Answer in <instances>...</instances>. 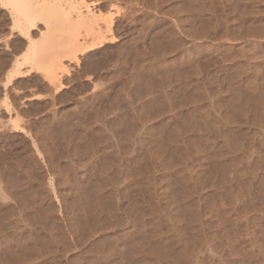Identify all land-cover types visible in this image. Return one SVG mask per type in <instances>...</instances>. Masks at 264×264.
<instances>
[{
	"label": "rangeland",
	"instance_id": "374dc122",
	"mask_svg": "<svg viewBox=\"0 0 264 264\" xmlns=\"http://www.w3.org/2000/svg\"><path fill=\"white\" fill-rule=\"evenodd\" d=\"M148 1H152V0H148ZM155 1L157 2V5L159 6L162 5L161 7L164 9L167 5L170 4V0H155ZM234 1L235 0H223V1L222 0H204L203 1L204 5H206L204 7L205 12L203 14L206 13L207 15V13H209L208 16L205 15V17H209V21L211 25L213 24L215 32L219 31L218 26L216 25H218V22H220V19L222 17L221 10L219 9L222 8L223 9L222 12L224 11L223 12L224 14L228 13L227 16L229 15L228 16L229 18L233 17ZM116 3H114L113 6H111L112 7L111 10L113 12L111 10H110L111 12L109 11L110 13L108 12L109 14H112L111 16L119 17V15L122 12L124 11L127 12L128 11L127 9H130L131 14L130 13L129 14L132 17L127 14L126 18L123 19L124 21L122 20V23L119 25L120 27L116 26V30H114L113 34H115V36L112 41L113 43L106 44L103 50L96 51L95 55L92 56V58L94 59H97L99 57L100 60H103L105 61V63L106 62L108 63V64L107 63L105 64L108 68L105 66V68L103 69L100 68L101 69L100 72H99V69L97 71V74L99 73L98 74L99 77H96L94 79L95 90H99L103 93H106L109 104L112 102L111 104H114L115 106L120 105V109H122L123 113H125L123 115H126L124 116L125 119L127 118L128 114H130V111H132V113L134 114L136 113L135 114L137 116L136 121H138L139 125H141L139 126L141 130L139 129V127L135 128L137 129V132H138L137 135L135 134L128 139L123 138L124 140L120 139L121 141L119 139L117 140L116 137H114V135L112 134V130L105 131V134L107 133L109 135L107 138V142H106V144L108 145L107 150L109 151V154H108L109 157L107 156L108 160L110 159L109 161H112V163L110 162L111 164L114 163L112 165L113 167H115L114 165L117 164L118 166L116 167L119 168L118 170H113L116 167L113 168L110 165L109 167L111 168H108L105 173L106 179H109V180L113 179L115 182L113 183L112 181L111 182L112 184H110L109 182V185L105 184L104 185L105 189H103L104 192L102 191L103 193L102 195L103 197L105 196V198L107 197L110 198L112 204L114 202L116 204L115 209H114V205H112L110 208L109 207L105 208V206H102L104 210L106 209L105 210L106 217H105L103 216V214L105 213L103 211V208L99 207V210L95 208L92 211V209H90L91 206L87 205L85 201L81 199L79 195V192H80L79 187L81 184L88 187V186H91L93 183L96 184L97 181L100 182V176L98 174L97 176L96 173L94 172L96 171L95 169L97 168V166L94 165L96 167L90 168L91 166L89 165L87 166V162L85 160L79 159L77 161L78 157L74 156L73 154L72 155H70V153L62 154V151H63L62 149L65 148V145L68 142L69 144L67 145L68 147L71 146V148L73 146L80 147L81 145H86V143L87 144L90 143L89 139L84 140L82 137H80L81 133L77 130L76 124L79 122L78 121L79 118L80 119L86 118L87 121H85L86 119L83 121H85V123L88 122V125L89 124L98 125L99 120L96 121L94 118L90 117V115H86L88 112H90L92 107L97 108L98 103L97 101H94L89 104H84V105L79 106V105L74 104L73 102V99L75 97H72L66 93V94H63L64 96L62 95L65 98L61 97L60 102H57L58 104L57 103L53 104L51 100H48V99H51V94H50L51 90H48V88L45 86L46 81L42 79V76L38 74L39 73L38 71H37L38 73L36 72H27L24 74L11 73L14 67L12 65V62H14L13 59H15V57H17L18 55L20 56V54H22L23 52V46H24L23 40L24 39L22 40V38L16 36L14 29H12L10 26L11 18L9 17L10 16L9 9L0 2V173L2 175V176L0 175V196H1L0 197V228L2 229V231L4 230L3 231L4 233L17 234L18 236L23 238V240L30 238V236H31L30 238L31 241L35 239L33 237H36L34 235H36L37 233L36 234L34 233L37 231L39 232L38 229L40 228L35 224V222L31 220L32 214L35 213V209L34 208L32 209L31 207L27 205L28 202H26V200H27V196H29L28 195L29 193L34 199L36 198L35 200H37L38 202L41 200L40 202L41 203L45 202L44 204L46 205L52 204L51 207L53 208V211L55 212L56 215H58L57 218L60 223L57 221L58 222L57 224L59 225H56V226L52 225L49 221L42 220L44 230L47 231V234L45 232L40 231L41 233L40 238L47 239L48 237L49 239L50 235L48 234V232H51V231L65 232L66 233L64 234V237L66 236L65 240L67 239L66 240L67 243L69 242L72 243L70 247L71 248L73 247V249L68 250V252L67 251L62 252L63 260L66 258L72 259V256L74 255L73 257L75 259L77 258L78 260L83 262L85 261L84 259H86L84 258V256L86 257L87 255V257H89V255L92 253V249L90 248H92L93 246L94 247L96 246L95 248L99 246V249H95V250H98L96 255H101L103 253H106V251L108 252L109 251L108 249H110L108 248V246L110 245L111 247V243L114 244V242L116 243L117 241L116 235H119L117 233H120L121 235L123 231L126 232L125 230L127 231L129 230L128 233L134 232L135 231L134 226L139 222L138 220L141 218L144 222H146L144 224L145 226L144 228L146 229L147 234L148 233L150 234L151 229L153 228V226L155 225V221L157 220L156 218L158 216L159 218L160 216H163V218H165L164 220H166L167 222L162 220L161 225L157 224L158 227L155 228V232L157 231L155 235L157 237L154 236L153 238H156L159 240L161 239L162 240L161 242L164 243L167 248L169 247L170 250L173 249V250L178 251L182 249L184 246L186 247L184 253H185V259L187 258L188 261H186L183 257L184 261L179 260V262L177 261L172 264H184V263L185 264L187 263L188 264H250V263L251 264H264V223H263L264 222V206H263L264 205V173H261L260 176L258 175L259 176V177L257 176L258 178L255 177L256 179L252 175H248V172L246 171H244L243 174L242 172L238 174V172L232 169L234 161H232L231 158L226 157V156H225L226 157L225 160H226L227 168L223 173L220 172L219 165H216L219 163V159H220V152H218L217 149L221 147V145L219 147V144H220L219 124L220 122L218 123L220 119L219 118L220 109L218 107L219 106L218 104H219V98L221 95V90L222 88L227 87L229 85L228 83H231V82L234 83L236 80H238L239 83H242V84L244 83L243 85H246L252 80H254V76H255L254 74V76H250L249 78L247 75L245 76L243 74H240V76L238 74L236 75L238 71L237 62L235 63V61L232 59L233 57H231L232 55L230 53L231 49H229L227 46L228 44H231V43L235 46L237 45V47L242 46L243 49L241 47L240 52L243 54H246L247 56L249 52H252L250 49V48H253L252 45L247 47L246 44L242 43L243 39H238V40L229 41V42L224 41V40L221 42L222 39H220V40H217L219 43L215 45L216 47H218L216 48V50L213 47L210 48V46L208 45H206L208 47V48L206 47L207 50L203 48L200 49L197 47L194 49L191 48L190 49L191 52L192 53L195 52V54L200 55V59H201V56L204 57L205 55H209L210 53V56H212L214 60L208 63L209 65V66L207 65L208 67L207 66H205L206 68L203 67V70L205 69L204 71H202L201 73H199L198 75L194 77L192 76L193 74L191 75V77H189L190 75L187 72L188 63L184 62L183 64L182 60L181 62L179 58L176 59L177 56L176 54H174L175 51L172 50L173 53H171L170 47L166 46L168 45V43H166L167 41L166 38L168 39V37L166 36L168 35V31H169L168 29H173L181 36V38L184 37L183 35H181L182 33H180L177 29L178 27L175 24V20H174L175 17L173 15L165 14L164 12L163 13L158 12V14L156 15L154 12H150V11H148V13L143 11L142 13V10L139 9L141 7V0H135V1L134 0L124 1L123 0L120 2H116ZM127 4L128 6L126 7L125 5ZM254 5L256 7H259L257 9L255 8L256 14L260 15L264 22V0H254ZM209 7H211V9ZM225 10H228L226 11L227 13L225 12ZM210 15L212 16L210 17ZM215 15H218V18ZM198 20L199 19L194 20V23H193L194 26L199 25L200 20L199 21ZM126 22L129 23L130 25L127 24ZM231 22H233V20ZM231 22L229 23L230 28H232ZM169 24L170 25L172 24V25L170 26ZM215 27L217 29H215ZM263 33H264V30H263ZM159 35L161 36L163 35L162 36L163 38H161ZM159 38L161 39L159 40ZM245 38L247 39V37ZM248 38H250V36ZM253 39H255L256 41L255 42L256 49L257 47H259L256 51H258V53H260L262 57H264V34L262 38L261 36H259V37H254ZM257 41L259 44H257ZM210 43L211 42H208L207 44H210ZM225 43L226 44L228 43V44L226 45ZM226 47L229 49V53ZM209 49L211 50L209 51ZM122 52L124 55L122 54ZM213 53L217 56L213 55ZM117 55H120V58L118 59L119 61L116 60V58L114 57ZM227 55L228 56L230 55V56L228 57ZM174 57H175V60H174ZM221 57L222 58L226 57V58L225 60L223 59L222 61L220 59ZM108 58H109V61H107ZM178 60L180 61V63ZM253 61L256 63L254 64ZM253 61L251 63L252 69L256 68L255 70H257V73L258 72L260 73L258 69L259 65L262 63L260 70H263L264 62H261V61L258 62L259 60L258 61L253 60ZM109 62H111V64ZM131 62L135 65H133ZM22 66L26 67L25 65H22ZM128 67L130 70L128 69ZM175 69L177 70L175 71ZM212 70L214 71L215 74L212 73L213 72ZM181 71L183 74L181 73ZM185 72L188 74H186ZM135 73H138V74L140 73V76ZM184 73L186 76L184 75ZM211 73L213 75H211ZM233 77L235 78V80L231 79ZM248 78L252 80L250 81ZM160 79L163 82L160 81ZM155 82L156 83L159 82V86H156ZM208 82H209V85H208ZM217 85H218V88H217ZM147 86L149 88V95L154 94L153 95L154 97H157V98L162 97V101L165 106H164V110L160 111L161 113L160 112L157 113L159 115L155 114L154 116L150 111L155 107L156 104L159 103V101H155L156 103L154 102L153 104H150L149 107H147L148 108L147 114H146V110H144L145 107L142 106V108H140L141 107L140 104L142 105V103H144V100L147 98V96H149L148 93L146 94L145 92V88ZM137 88L142 90L141 92L139 90V94H137L138 92ZM191 92L193 93L190 94ZM199 92L203 93L202 97L200 96L201 93ZM196 93L198 96L196 95ZM224 93L225 95L228 96L227 92H224ZM106 94L103 95L104 96L103 99H105ZM189 94L190 96L191 95L192 96L190 97ZM177 96H180L181 98ZM61 99H63L64 101ZM49 101L51 102L49 103ZM183 101L185 103H183ZM214 101L216 104L213 103ZM130 103H132L133 105ZM129 105L130 106L132 105L131 108ZM135 106L138 109L136 111H135L136 108H133ZM114 107L109 108L110 110L107 109L110 111V112L106 111L108 112L107 118L112 115L114 116V114L117 113L115 111H119V109H116ZM126 107H128V109ZM140 109H143L144 112L142 110L140 111ZM113 111L115 113H113ZM71 112L76 113L74 114L75 116L74 118L68 117V115H70ZM16 113L18 114V116ZM142 113L149 115L150 117L148 118L146 117V115L144 117V114L142 115ZM12 116L18 117L17 118L18 121L14 120ZM107 118H105V120ZM144 118L146 119V122L148 120V123H145ZM143 120L144 122H142ZM12 121H15V123L18 122L17 124L19 125V127H14L13 126L14 122ZM207 121H209V124ZM93 122H95V124ZM127 125L128 124L125 125L126 126L125 128L126 129L130 128V126H127ZM184 128H186V130ZM142 139L144 142L142 141ZM174 148L176 151L174 150ZM31 154L33 155V157H31L32 156ZM64 154H66V156ZM59 156H62V157H59ZM29 157H31L32 160ZM34 157H36V159ZM36 163H39V164L37 165ZM9 164L11 165V169L13 166L12 164L16 166L13 170H11L13 174L14 172L15 173L16 172L26 173L27 175L30 174L27 178H24L26 179V181L25 180L21 181L22 179L20 180L22 183L24 182L23 187L20 186L21 190L23 191L25 188V190L28 191V193L25 190L23 191V192H26L27 196L24 193L23 200L19 201V203L24 208H25V205L28 206L27 208H25L24 211H21V212L19 211V208L17 207V203L11 198L10 195H8L10 194V192L13 191V189L11 188L7 189L4 185L5 182H4L3 175L4 174L6 175L7 170L9 169L8 166H10ZM251 176L253 177L252 179H251ZM260 183H262V185ZM2 184L4 185L3 187H2ZM28 187L31 189H29ZM181 188L182 189L184 188L186 190H182ZM5 189L7 191H5ZM72 189L73 190L75 189L74 192ZM30 190H32L33 193H31ZM42 195L44 196L42 197ZM77 195H79V197ZM173 199L174 200L176 199V200L174 201ZM237 199L239 200V202ZM71 202L73 204L74 203L76 204L72 205ZM176 202H179L181 210L178 209L177 205H175L177 204ZM165 203H168V204H165ZM20 204L18 206H20ZM135 204L137 205V207L135 206ZM11 205H13L15 209ZM182 206H186V207L194 206L192 208L195 209V211L198 213L197 219L193 221L190 219L191 222L189 221V219L186 220L188 218L186 214V207L184 208ZM155 207L156 208L158 207V208L154 209ZM107 208L110 210H107ZM112 209L116 210L115 212L116 215L110 212L112 211ZM94 210L98 212L102 210L103 213L102 211L101 213H98V212L95 213L96 211ZM90 211L93 212L94 214L93 213L91 214ZM139 211H142V213H140ZM173 211H175V213L179 211V213L177 212L176 215L178 216L181 213V218L183 217V215L184 217H186V218L183 217L182 221L179 220L181 224L178 223L180 224V228L182 230L174 226L175 223L172 222V219L170 220L169 215L167 216V214H170ZM107 213L110 214L108 215L109 217H107ZM135 213H136V216L134 215ZM69 214L74 215V219H73L74 230H76V232L78 231L79 233H82V232L85 234L87 233L86 235H88V237L90 238L89 243L91 247L90 245H84V244L82 246L79 245L77 247L75 242H72L74 239L71 236L72 235L71 231L67 227L68 225H67V219H66L68 216L70 217ZM117 215L120 217V220H122V222L119 220V217ZM113 216L117 218V222L119 221L120 224L119 222L117 223L115 221V223L118 224L116 225L113 222V220H115ZM102 218L103 220L104 219L106 220L101 221ZM165 223H168L169 225H171V230L170 229L167 230ZM185 225L187 228L185 227ZM176 228L178 232L176 231ZM90 229L91 231H89ZM260 231L263 235L260 233ZM27 232L31 234L28 235ZM88 232H90V236ZM135 233L133 234V236L135 235ZM196 234L200 238V242H202L201 240L205 241V243L202 242L204 244L203 247H202V243L200 247V244L198 245L197 243L192 242V236ZM26 236H29V237H26ZM38 237L36 238V240L37 242L40 243L41 239L39 238L40 240L39 241ZM134 238L135 239L137 238V234L135 235ZM62 239L63 237H61V242L67 245L66 241ZM68 239L70 240L68 241ZM137 241L139 242L140 240L139 239H137L136 241L134 240V242L132 243V245H136V246L128 245V247H133V250L132 248H127L128 249L127 251L129 252L127 253L125 251L126 252L125 255L127 254H130V255L125 256L121 254L123 256L122 257L120 254H116L118 256L113 254L112 264L113 263L114 264L115 263L116 264H131L130 259L132 257H133L132 263L134 262L133 264H136L138 260L142 262V263L139 262V264H170L168 257H158L156 254V250L154 252V249L153 250L150 249V247L148 246L147 243H145V241L143 242V244H146L147 246L145 245L143 246V244H140V242L142 243V241H140L137 244L136 243ZM253 241L255 243H253ZM27 242L31 243L30 240H28ZM61 242H60L59 249L60 247L61 249L65 247L63 246V244H61ZM103 242L106 244V246ZM57 243L59 245L58 241ZM95 244H98V246ZM101 244H104V245H101ZM134 247H137V248L139 247L137 249V252L140 253L138 255L139 257L137 255L131 256V253L135 254L136 252L135 251L136 248L134 250ZM145 247H148V249L147 248L145 249ZM100 248L102 251H100ZM139 250L142 252H140ZM60 251H63V250H60ZM51 252L52 251L48 250V252L47 253L44 252L45 255L44 254L43 255L46 258L49 257L48 259L50 262H54V259L51 257V254H52ZM81 255H84V256L82 257ZM214 257L216 259L218 257V259L215 260ZM139 258H141L142 260ZM1 263L3 262L0 261V264ZM78 263L80 264L79 261Z\"/></svg>",
	"mask_w": 264,
	"mask_h": 264
},
{
	"label": "bare ground",
	"instance_id": "6f19581e",
	"mask_svg": "<svg viewBox=\"0 0 264 264\" xmlns=\"http://www.w3.org/2000/svg\"><path fill=\"white\" fill-rule=\"evenodd\" d=\"M123 0H0V2L5 5L10 12V18H11V28L14 29L16 36L22 38V40L24 41V46H23V52L22 54H20V56L18 55L17 57H15L14 62H12L13 70L11 73H17V74H24L27 72H36L38 74H40L42 76V79H44L46 81V87L48 88V90H51V100L52 103H57L60 102V98L63 97V94H68L72 97H75L73 99L74 104L76 105H84V104H89L91 102L97 101L98 106L97 108H91L90 112H88L86 115H90V117L94 118L96 121L99 120V124H95V122H93L95 125L93 124H89L88 122L85 123V121H87V119H78V123L76 124L77 126V130L81 133V136L84 140L85 139H89V144L86 143V145H81L80 147H72L69 146L67 144H69V142H65L67 143L65 145V148L62 149V154L63 153H70V155H74L76 157H78L77 161L79 159L81 160H85L87 162V166H91L90 168L96 167L95 169L96 171H94L96 173V175L98 174L100 176V182L97 181V183H93L91 186H85V185H80V192L79 195L81 197V199H83L85 201V203L89 206H91L90 209H98L99 207L103 208L102 206L106 207H111L112 205H114V209H115V202L112 204L111 203V199L110 198H105V196L103 197V189H105L104 185L108 184L109 182L110 184H112L111 182L113 181V183L115 182L113 179L109 180L106 179V171L110 165L112 166L113 164L112 161L108 160L109 157V151L107 150L108 145L106 144L107 142V138H108V134H105L106 130H112V134L114 135V137H116V139L118 140H124L125 138H130L133 135H137V127L141 126L139 125V122L136 121L137 116L132 113V111H130V114H128L127 118L125 119L123 115L125 113H123L122 109H120V105H114V104H109L108 99H107V94L103 93L99 90H95V83H94V79L96 77H99V73L97 74V71L99 69V72L101 71V69L105 68V61L100 60L99 57L97 59L92 58L93 55H95L96 51L99 50H103V48H105L106 44H111L113 43V39L115 34L114 30H116V26L120 27L119 25L122 23V20L124 18H126L127 14L130 15L131 11L130 9H127V12H122L119 17H114L111 16L112 14H109L112 10V7L114 5V3L116 2H120ZM126 1V0H124ZM130 1V0H129ZM135 1V0H134ZM204 0H170V4L167 5L164 8H162L161 6L157 5V2L155 0L152 1H148V0H141V7L139 9L142 10L144 12L150 11V12H154L155 15L158 14V12H164L165 14H169V15H173L175 17V24L177 25V29L180 33H182L181 35H183L181 38V36L173 29H168V35H166L168 37V39L166 38V43H168V45L170 47V51L171 53H173V51H175L174 54H176L177 58H179V60L188 63L187 65V72L189 73V77H191V75L194 77L196 75H198L199 73H201L203 70V67L206 68L205 66L208 65V63H210V61H213L214 59L212 58V56L209 55H205L204 57L201 56L200 59V55H197L191 52V48H203L206 49V45L210 46V48H214L216 50L215 45L218 44L219 42L217 40H221V42L224 41H234V40H238V39H243L242 43L246 44L247 47L252 45L253 48H250L252 52H249L248 55L246 56V54L241 53L240 49L242 46L237 47V45H233L228 44V48L231 49L230 53H231V57H233L232 59L235 61V63L237 62V66H238V71L236 73V75L238 74L240 76V74L243 75H247L249 78L250 76H254V80L249 79L251 82H247L248 84L243 85L242 83L238 82H234V83H228L229 85L225 88H222L221 90V95L219 98V109H220V119L218 121V123L220 122L219 126H220V130H219V138H220V144L219 147L221 145V147L218 150V152H220V159H219V163L216 165H219V170L221 173H223L226 168H227V164H226V157L231 158L232 161H234L233 167L232 169H234L236 172H238V174L240 172L246 171L248 172V175H252L254 178H258L261 173H264V69H261V64L259 65V71L257 73V70H255L256 68L251 67V63L253 60H259L258 62H264V57H262V55L260 53H258V51H256L259 47H255V39H253L254 37H259L261 36V38L263 37V30H264V22L263 19L260 15L256 14V10L255 8H259L256 7L254 5V0H235L234 4H233V8H234V15L233 17H228L227 16V12L228 10H225V12L227 14H224L222 12V8L219 9L221 10V19L220 22H218V29L219 31L215 32L214 30V26L213 24L211 25L210 21H209V17H205L206 13L203 14L205 12L204 7L206 5H204ZM223 1V0H222ZM128 2V1H127ZM232 2V1H231ZM257 3V2H256ZM117 4V3H116ZM135 4V3H134ZM120 6V5H119ZM126 7L128 6L125 5ZM130 6V4H129ZM210 6V5H208ZM225 6V5H224ZM125 7V8H126ZM123 8V7H122ZM129 8V7H128ZM131 8V7H130ZM211 9V7H209ZM214 8V7H213ZM212 8V9H213ZM219 8V7H218ZM254 8V9H253ZM107 9V10H106ZM138 9V10H139ZM164 9V10H163ZM209 9V10H210ZM106 10V11H105ZM111 10V11H110ZM110 11V12H109ZM140 11V10H139ZM207 11V10H206ZM109 12V13H108ZM113 12V11H112ZM141 12V11H140ZM116 13V12H115ZM130 13V14H129ZM212 13V12H211ZM218 13V12H217ZM220 13V12H219ZM209 13H207L206 16H208ZM215 14V13H214ZM131 16V15H130ZM129 16V18H130ZM145 16V15H144ZM158 16V15H157ZM212 15H210L211 17ZM218 18V15H215ZM132 17V16H131ZM146 17V16H145ZM219 17V18H220ZM135 18V17H134ZM158 18V17H157ZM141 19V18H140ZM199 19V25L198 26H194V20ZM138 20V18H137ZM157 20V19H156ZM160 20V19H159ZM215 20V19H214ZM233 20V22H231ZM124 21V20H123ZM126 21V19H125ZM132 21V20H131ZM161 21V20H160ZM168 21V20H167ZM148 22V21H147ZM169 22V21H168ZM217 22V21H216ZM231 22V27H229V23ZM127 23V22H126ZM138 23V22H137ZM136 23V24H137ZM157 23V22H156ZM162 23V22H161ZM129 24V23H127ZM124 25V24H123ZM130 25V24H129ZM170 25V24H169ZM172 25V24H171ZM170 25V26H171ZM126 26V25H125ZM115 28V29H114ZM176 28V27H175ZM131 29V28H130ZM142 29V28H141ZM162 29V28H161ZM215 29H217L215 27ZM119 30V29H118ZM127 31V30H126ZM221 31V32H220ZM11 32V31H10ZM220 32V34H219ZM142 33V32H141ZM145 33V32H144ZM158 33V32H157ZM155 34V33H154ZM165 35V34H164ZM158 36V35H157ZM161 38H163L161 35H159ZM250 36V38H248ZM16 37V38H17ZM247 37V39L245 38ZM252 37V38H251ZM156 38V37H155ZM159 38V40L161 39ZM157 39V38H156ZM136 40V39H135ZM163 41V40H162ZM204 42V43H203ZM208 42H211L210 44H207ZM18 43V42H17ZM158 43V42H157ZM160 43V41H159ZM165 44V42H164ZM226 44V43H225ZM226 44V45H227ZM257 44L258 41H257ZM163 45V44H162ZM127 46V45H126ZM165 46V45H164ZM225 46V45H224ZM259 46V45H258ZM226 47V48H227ZM164 48V47H163ZM167 48V47H166ZM208 48V47H207ZM227 48V49H228ZM246 48V47H245ZM192 49V51H193ZM213 49V50H214ZM229 49H228V53H229ZM243 49V47H242ZM249 49V50H250ZM156 50V49H155ZM154 50V51H155ZM169 50V49H168ZM166 50V51H168ZM173 50V51H172ZM207 50V49H206ZM211 49H209L210 51ZM212 50V51H213ZM248 50V49H247ZM245 50V51H247ZM165 51V50H164ZM201 51V50H200ZM211 51V52H212ZM243 51V50H242ZM156 52V51H155ZM162 52V51H161ZM115 53V52H114ZM119 53V52H117ZM154 53V52H153ZM164 53V52H163ZM225 53V52H224ZM226 53V54H228ZM111 54V53H110ZM123 54V52H122ZM165 54V53H164ZM206 54V53H205ZM121 55V54H120ZM120 55L114 56L116 58V60H118L120 58ZM124 55V54H123ZM213 55H215L213 53ZM223 55V54H222ZM261 55V57H260ZM152 56V55H150ZM217 56V55H215ZM225 56V55H224ZM228 56V55H227ZM230 56V55H229ZM228 56V57H229ZM95 57V56H94ZM230 57V58H231ZM215 58V57H214ZM226 58V57H225ZM225 58H220L222 61L223 59L225 60ZM259 58V59H258ZM136 59V58H134ZM228 59V58H227ZM12 60V61H13ZM113 60V59H112ZM132 60V59H131ZM145 60V59H144ZM175 60V57H174ZM178 60V61H179ZM109 61V58L108 60ZM119 61V60H118ZM122 61V60H121ZM134 61V60H133ZM143 61V60H142ZM179 61V63H180ZM181 61V62H182ZM115 62V61H114ZM171 62V61H170ZM257 62V63H258ZM7 63V62H6ZM111 64V62H109ZM132 63V62H131ZM197 63V64H195ZM227 63V62H226ZM253 63L255 64L256 62L253 61ZM108 64V63H107ZM125 64V63H124ZM133 64V63H132ZM173 64V63H172ZM222 64V63H220ZM259 64V63H258ZM22 65H25L26 67H23ZM135 65V64H133ZM132 65V66H133ZM174 65V64H173ZM182 65V64H180ZM110 66V65H109ZM166 66V65H165ZM209 66V65H208ZM207 66V67H208ZM107 67V66H106ZM164 67V65H163ZM174 67V66H173ZM176 67V66H175ZM101 68V69H100ZM108 68V67H107ZM172 68V67H171ZM177 68V67H176ZM129 69V67H128ZM153 69V68H152ZM160 69V68H159ZM179 69V67H178ZM130 70V69H129ZM169 70V69H168ZM174 70V69H173ZM177 69H175L176 71ZM255 70V72H254ZM38 71V72H37ZM106 71V70H104ZM103 71V72H104ZM158 71V70H157ZM161 71V70H160ZM167 71V70H166ZM179 71V70H178ZM183 71V69H182ZM181 71V73H182ZM213 71V70H212ZM217 71V70H216ZM139 72V71H138ZM153 72V71H152ZM211 72V71H210ZM129 73V72H128ZM148 73V72H147ZM179 73V72H178ZM186 73V72H185ZM184 73V75H185ZM186 73V74H188ZM204 73V72H203ZM202 73V74H203ZM213 74L214 71L212 72ZM211 73V75H213ZM109 74V72H108ZM107 74V75H108ZM117 74V73H116ZM134 74V73H133ZM138 74V73H135ZM159 74V73H158ZM180 74V73H179ZM183 74V73H182ZM224 74V73H223ZM11 75V74H10ZM36 75V74H35ZM106 75V77H107ZM120 75V74H119ZM127 75V74H126ZM140 76V73L138 74ZM164 75V74H162ZM166 75V73H165ZM181 75V74H180ZM232 75V74H231ZM22 76V75H21ZM137 76V77H139ZM161 76V75H160ZM186 76V75H185ZM206 76V75H205ZM12 77V76H11ZM117 77V76H116ZM134 77V76H133ZM132 77V78H133ZM150 77V76H149ZM164 77V76H163ZM229 77V76H227ZM18 78V77H17ZM159 78V77H158ZM215 78V77H214ZM239 78V77H238ZM252 78V77H251ZM40 79V78H39ZM138 79V78H136ZM153 79V78H152ZM168 79V78H167ZM202 79V78H201ZM217 79V78H216ZM226 79V78H225ZM234 79L235 78H231ZM247 79V81H248ZM36 80V79H35ZM41 80V79H40ZM132 80V79H131ZM141 80V79H140ZM172 80V79H171ZM191 80V79H190ZM200 80V79H199ZM210 80V79H209ZM227 80V79H226ZM104 81V80H103ZM158 81V80H157ZM160 81H162L160 79ZM219 81V80H218ZM222 81V80H221ZM133 82V81H132ZM139 82V80H138ZM137 82V83H138ZM163 82V81H162ZM191 82V81H190ZM200 82V81H199ZM211 82V81H210ZM161 83V82H160ZM175 83V82H174ZM22 84V83H21ZM125 84V83H124ZM148 84V83H147ZM156 86H159V82L156 83ZM118 85V84H117ZM120 85V84H119ZM127 85V84H126ZM205 85V83H204ZM203 85V86H204ZM209 85V82H208ZM212 85V84H211ZM140 86V84H139ZM195 86V85H194ZM226 86V85H225ZM123 87V86H122ZM136 87V86H135ZM161 87V86H160ZM196 87V86H195ZM223 87V86H222ZM244 87V88H243ZM198 88V87H197ZM218 88V85H217ZM103 89V88H102ZM138 89V88H137ZM108 90V89H107ZM106 90V91H107ZM135 90V89H134ZM133 90V91H134ZM139 90L137 91V94H139ZM190 90V89H189ZM202 90V89H201ZM88 91V92H87ZM142 90H140L141 92ZM160 91V90H159ZM184 91V90H183ZM200 91V90H199ZM120 92V91H119ZM145 92L146 94L148 93L149 95V88L148 86L145 88ZM167 92V91H166ZM203 92V91H202ZM211 92V91H210ZM224 92H227L228 96L225 95ZM49 93V92H48ZM83 93V94H82ZM134 93V92H133ZM161 93V92H160ZM180 93V92H179ZM183 93V92H182ZM193 92H191L190 94H192ZM201 93V92H199ZM204 93V92H203ZM201 93V97L202 94ZM104 94L105 95V99L104 98ZM113 94V93H112ZM167 94V93H166ZM189 94V96H190ZM212 94V93H211ZM45 95V94H44ZM49 95V94H48ZM63 95V96H62ZM67 95V96H68ZM125 95V94H124ZM145 95V94H144ZM154 95V94H153ZM153 95H149L147 96V98L144 100V103H142V105L140 104V108L145 107L144 110H146V114H147V107H149L150 104H153L155 101H159L158 104H154L155 107L150 110L151 113L155 116V114L159 113L160 111L164 110V103L162 101V97L157 98L154 97ZM162 95V94H161ZM194 95V94H193ZM197 95V93H196ZM141 96V94H140ZM164 96V94H163ZM192 96V95H191ZM190 96V97H191ZM198 96V95H197ZM210 96V95H209ZM43 97V96H42ZM137 97V96H136ZM144 97V96H143ZM180 97V96H177ZM186 97V96H185ZM213 97V96H212ZM65 98V97H63ZM164 98V97H163ZM181 98V97H180ZM199 98V97H198ZM40 99V98H39ZM166 99V98H165ZM43 100V99H42ZM63 100V99H61ZM133 100V99H132ZM49 101V103L51 102ZM64 101V100H63ZM166 101V100H164ZM42 102V101H41ZM45 102V101H44ZM115 102V101H114ZM207 102V100H206ZM48 103V102H47ZM116 103V102H115ZM129 103V102H128ZM136 103V102H135ZM156 103V102H155ZM175 103V102H174ZM183 103H185L183 101ZM214 104L215 101L213 102ZM58 104V103H57ZM117 104V103H116ZM120 104V103H119ZM125 104V103H124ZM132 104V103H130ZM137 104V103H136ZM188 104V103H187ZM94 105V104H93ZM114 105V106H112ZM127 105V104H126ZM133 105V104H132ZM131 105V106H132ZM209 105V104H208ZM130 106V105H129ZM130 106V108H131ZM182 106V105H181ZM88 107V106H86ZM111 107H114L116 109H119V111H115L117 112L116 114H114V116H110L107 118L108 116V112ZM125 107V106H124ZM139 107V106H138ZM122 108V106H121ZM128 109V107H126ZM125 108V109H126ZM136 108L137 107H133ZM109 109V110H107ZM123 109V110H125ZM184 109V108H183ZM35 110V109H34ZM69 110V109H68ZM130 110V109H129ZM143 111V109H140V111ZM176 110V109H175ZM62 111V110H61ZM127 111V110H126ZM134 111V112H135ZM39 112V111H38ZM110 112V111H109ZM112 112V111H111ZM113 111V113H115ZM219 112V111H218ZM28 113V112H27ZM127 113V112H126ZM161 113V112H160ZM163 113V112H162ZM172 113V112H171ZM207 113V112H206ZM214 113V112H213ZM17 114V113H16ZM64 114V113H63ZM74 114L71 112L70 115H68V117L74 118ZM83 114V115H84ZM110 114V113H109ZM144 113H142L143 115ZM144 114V117L145 115ZM151 114V115H152ZM15 115V114H13ZM59 115V114H58ZM61 115V114H60ZM159 115V114H157ZM156 115V116H157ZM170 115V114H169ZM172 115V114H171ZM205 115V114H204ZM218 115V116H219ZM18 116V114H17ZM180 116V115H179ZM11 117V116H10ZM14 120L18 121V117L16 116H12ZM89 117V116H88ZM89 117V118H90ZM146 117H150L149 115H146ZM191 117V116H190ZM105 118H107L105 120ZM147 118V119H148ZM145 119V118H144ZM184 119V117H183ZM214 119V118H213ZM85 120V121H83ZM195 120V119H194ZM141 121V120H140ZM174 121V120H173ZM182 121V120H181ZM186 121V120H185ZM14 122L13 126L14 127H19V125L17 123ZM144 122V120L142 121ZM189 122V121H188ZM209 124V121H207ZM128 124L127 126H130V128L126 129L125 125ZM145 123H148V120L146 122L145 119ZM151 123V122H150ZM177 123V122H176ZM175 123V124H176ZM180 123V122H179ZM187 123V122H186ZM25 124V122H24ZM31 124V123H30ZM125 124V125H124ZM166 124V123H165ZM33 125V124H32ZM183 125V123H182ZM189 125V124H188ZM150 126V125H149ZM185 126V125H184ZM192 126V125H191ZM212 126V125H211ZM53 127V126H52ZM175 127V126H174ZM181 127V126H180ZM24 128V126H23ZM182 128V127H181ZM188 128V127H187ZM21 129V128H20ZM52 129V128H51ZM55 129V128H54ZM64 129V128H63ZM140 129V127H139ZM163 129V128H162ZM186 130V128H184ZM30 130V129H29ZM33 130V129H32ZM56 130V129H55ZM141 130V129H140ZM173 130V129H171ZM193 130V129H192ZM195 130V129H194ZM210 130V128H209ZM208 130V131H209ZM213 130V129H212ZM37 132V131H36ZM148 132V131H147ZM189 132V131H188ZM2 133V132H1ZM64 133V132H63ZM72 133V132H71ZM151 133V132H149ZM178 133V132H176ZM60 134V133H59ZM58 134V135H59ZM77 134V133H75ZM206 134V133H205ZM211 134V133H210ZM70 135V134H69ZM139 135V134H138ZM157 135V134H156ZM177 135V134H176ZM64 136V135H63ZM165 136V135H164ZM47 137V136H46ZM76 137V136H75ZM79 137V138H80ZM162 137V136H161ZM5 138V137H4ZM17 138V137H15ZM44 138V137H43ZM63 138V137H61ZM124 138V139H123ZM26 139V138H25ZM31 139V138H30ZM36 139V138H35ZM45 139V138H44ZM54 139V138H53ZM68 139V138H67ZM75 139V138H74ZM78 139V138H76ZM132 139V138H131ZM70 140V139H69ZM110 140V139H109ZM120 140V141H121ZM160 140V139H159ZM12 141V140H11ZM130 141V140H129ZM132 141V140H131ZM135 141V139H134ZM143 141V139H142ZM201 141V140H200ZM213 141V140H212ZM37 142V141H36ZM44 142V141H43ZM50 142V141H49ZM87 142V141H86ZM128 142V141H126ZM144 142V141H143ZM16 143V142H15ZM23 143V142H22ZM56 143V142H55ZM161 143V142H160ZM170 143V142H169ZM58 144V143H57ZM60 144V143H59ZM84 144V143H82ZM143 144V143H142ZM7 145V144H6ZM22 145V144H21ZM45 145V144H44ZM53 145V144H52ZM62 145V144H61ZM28 146V145H27ZM79 146V145H78ZM161 146V145H160ZM175 146V145H174ZM46 147V146H45ZM122 147V146H121ZM149 147V146H148ZM56 148V147H55ZM217 148V147H216ZM109 149V148H108ZM127 149V147H126ZM125 149V150H126ZM130 149V148H129ZM138 149V148H137ZM147 149V147H146ZM149 149V148H148ZM180 149V148H179ZM178 149V150H179ZM151 150V149H150ZM166 150V149H164ZM175 150V148H174ZM182 150V149H181ZM3 151V150H2ZM48 151V150H47ZM55 151V150H54ZM114 151V150H113ZM176 151V150H175ZM186 151V150H185ZM32 152V151H31ZM30 152V153H31ZM116 152V151H115ZM138 152V151H137ZM217 152V154H218ZM15 153V152H14ZM29 153V152H28ZM33 153V152H32ZM117 153V152H116ZM139 153V152H138ZM174 153V152H173ZM183 153V152H182ZM61 154V155H62ZM152 154V153H151ZM155 154V153H154ZM179 154V153H178ZM181 154V153H180ZM32 155V154H31ZM66 156V154H64ZM63 155V156H64ZM122 155V154H121ZM3 156V155H2ZM14 156V155H13ZM30 156V155H29ZM108 156V157H107ZM133 156V155H132ZM143 156V155H142ZM146 156V155H145ZM219 156V154H218ZM226 156V157H225ZM33 157V155L31 156ZM31 157H29L31 159ZM62 157V156H59ZM75 157V158H76ZM153 157V156H152ZM157 157V156H156ZM182 157V156H181ZM28 158V156H27ZM36 159V157H34ZM33 158V160H34ZM26 159V158H25ZM119 159V157H118ZM32 160V159H31ZM114 160V159H113ZM117 160V159H116ZM187 160V159H186ZM183 161V159H182ZM69 162V161H68ZM111 162V163H110ZM151 162V161H149ZM181 162V161H180ZM228 162V161H227ZM71 163V162H70ZM81 163V162H80ZM95 163V164H94ZM28 164V162H27ZM37 165L39 163H36ZM86 164V163H85ZM116 164V163H115ZM140 164V162H139ZM146 164V163H145ZM215 164V163H214ZM10 165V164H9ZM14 166V164H12ZM96 165V166H94ZM144 165V164H143ZM8 166V165H7ZM11 169V165L8 166L9 169L7 170L6 175L4 174V182H5V187L11 188L13 189L10 190L12 192H10L11 198L17 203V207L19 208V211H24L25 208H27L28 206L31 207L32 209H35V213L32 214V218L31 220L33 222H35V224L40 228L38 229L39 232H35L33 237L35 238L33 241H31V236L30 238H27L28 240H30L31 243L27 242L28 240L21 238L20 236H18L17 234L14 233H4L2 231V229L0 228V261L3 262L4 264H79L78 261L80 262V264H112V256L113 254H122L125 255V253L129 252L127 251V248H132L133 247H128V245H132V243L134 242V240L136 241L137 239H139L140 241H142V243L140 242V244H143V242L145 241V243L148 244V246L150 247V249H154V252L156 250V254L158 257H168L169 258V263H175V262H179V260H183L185 259V246L183 247L182 245V249L176 251L173 249H169V247L167 248L166 245L164 243H162L161 239H156L153 238L154 236L157 237L155 235V233H157V231L155 232V228L158 227V225L162 224V220H164L165 218H163V216H159L156 218L157 220L155 221V225L153 226V228L151 229V233L147 234L146 229L144 228V224L146 222H144L141 219H139L138 223L134 226L135 227V231L134 232H130L128 233L127 230H125L126 232H122L121 235L120 233H117L119 235H116V243L114 242V244L111 243V247L110 245L108 246L109 251L106 253H103L101 255H96V253L98 252V250L95 249H99L98 247L94 248H90L92 249V253L89 255V257H86L84 255H81L82 257L84 256L85 261H80L77 258L75 259L72 255V259L66 258V259H62L63 255L62 252H68V250L73 249V247L71 248V242L67 243V239L65 240L66 236L64 237V234H66L65 232H60V231H56V232H48L49 239L47 237L46 238H40L41 236V232H45L47 234V231L44 230V226H43V221H49L52 225H59L57 224L59 222L57 216L55 214V212L53 211V208L51 207V205H46L44 204L45 202L41 203L40 201L38 202L37 200H35L31 194L28 193V195L26 194V192H23L20 188V186L23 187V183L21 181L25 180L24 178H27L29 175H27L26 173H15L14 174L11 172V170H13L16 166L13 167ZM36 166V165H35ZM60 166V165H59ZM115 167L118 166L117 164L114 165ZM201 166V165H200ZM230 166V165H229ZM7 167V168H8ZM40 167V166H39ZM113 167V166H112ZM113 167V168H115ZM217 167V166H216ZM28 168V167H27ZM123 168V167H122ZM137 168V167H136ZM149 168V167H148ZM202 168V167H201ZM230 168V167H229ZM30 169V168H29ZM82 169V168H81ZM119 168L116 167L113 170H118ZM18 170V169H17ZM25 170V169H24ZM27 170V169H26ZM233 170V171H234ZM34 171V170H33ZM32 171V172H33ZM144 171V170H143ZM183 171V170H181ZM31 172V173H32ZM98 172V173H97ZM200 172V171H199ZM245 172V173H246ZM180 173V172H179ZM3 174V173H2ZM108 174V173H107ZM114 174V173H113ZM129 174V173H128ZM1 175V173H0ZM97 175V176H98ZM109 175V174H108ZM177 175V174H176ZM259 175V176H258ZM263 175V174H262ZM2 176V175H1ZM13 176V177H12ZM118 176V174H117ZM145 176V175H144ZM174 176V175H173ZM224 176V175H223ZM251 176V179L253 178ZM258 176V177H257ZM12 177V178H11ZM35 177V176H34ZM71 177V175H70ZM73 177V176H72ZM148 177V176H147ZM151 177V176H150ZM76 178V177H75ZM99 178V177H97ZM108 178V177H107ZM177 178V177H176ZM217 178V177H216ZM241 178V177H240ZM255 178V179H256ZM22 179V180H21ZM78 179V178H77ZM175 179V178H174ZM239 179V178H238ZM21 180V181H20ZM242 180V179H241ZM250 180V179H249ZM259 180V179H258ZM28 181V180H27ZM184 181V180H183ZM182 181V182H183ZM32 182V181H31ZM239 182V181H238ZM250 183V182H249ZM252 183V182H251ZM146 184V183H145ZM239 184V183H238ZM262 185V183H260ZM2 184V187L4 186ZM151 185V184H150ZM63 186V185H62ZM67 186V185H66ZM185 186V185H184ZM255 186V185H254ZM259 186V185H258ZM4 187V188H5ZM174 187V186H172ZM238 187V186H237ZM29 188V187H28ZM66 188V187H65ZM68 188V187H67ZM31 189V188H29ZM167 189V188H166ZM182 189V188H181ZM257 189V188H256ZM73 190V189H72ZM75 190V189H74ZM73 190V192H74ZM136 190V189H135ZM147 190V189H146ZM182 190H186V189H182ZM5 191H7L5 189ZM31 193H33L32 190H30ZM29 191V192H30ZM44 191V190H43ZM47 191V190H46ZM126 191V190H125ZM137 191V190H136ZM238 191V190H237ZM248 191V190H247ZM251 191V190H250ZM104 192V191H103ZM145 192V191H144ZM193 192V191H192ZM25 195L27 196V200L26 202H28V206L25 205V208L19 203L20 200H23V196ZM106 194V193H105ZM136 194V193H134ZM161 194V193H160ZM174 194V192H173ZM172 194V195H173ZM79 195H77L79 197ZM107 195V194H106ZM244 195V194H243ZM19 196V197H18ZM44 195H42L43 197ZM61 196V195H60ZM121 196V195H120ZM1 197V196H0ZM46 198V197H45ZM44 198V199H45ZM62 198V197H61ZM149 198V197H148ZM152 198V197H150ZM167 198V197H166ZM246 198V197H245ZM42 199V198H41ZM63 199V198H62ZM154 199V198H153ZM171 199V198H170ZM177 199V198H176ZM175 199V200H176ZM252 199V198H251ZM174 200V199H173ZM174 200V201H175ZM238 200V199H237ZM248 200V199H247ZM262 200V198H261ZM43 201V200H42ZM49 201V200H48ZM63 201V200H62ZM72 201V200H71ZM151 201V200H149ZM148 201V202H149ZM168 201V200H167ZM254 201V200H253ZM51 202V201H50ZM70 202V201H69ZM73 202V201H72ZM71 202V203H72ZM76 202V201H75ZM113 202V201H112ZM142 202V201H141ZM166 202V201H165ZM169 202V201H168ZM239 202V200H238ZM250 202V201H249ZM15 203V204H16ZM20 206H18L19 204ZM48 203V202H46ZM178 209L181 210L180 204L179 202H176ZM193 203V202H192ZM236 203V201H235ZM253 203V202H251ZM260 203V202H259ZM65 204V203H64ZM76 204V203H74ZM72 203V205H74ZM85 204V205H86ZM139 204V203H138ZM153 204V203H152ZM168 204V203H165ZM179 204V206H178ZM183 204V203H182ZM246 204V203H245ZM14 205V204H13ZM13 205H11L13 207ZM71 205V206H72ZM140 205V204H139ZM210 205V204H209ZM9 206V207H11ZM65 206V205H64ZM135 206L137 207V205L135 204ZM157 206V205H155ZM253 206V205H252ZM260 206V205H259ZM264 206V205H263ZM88 207V206H87ZM182 207H186V206H182ZM194 207V206H192ZM191 206L186 207V214L188 216V218L186 220L190 219L196 220L197 219V212L195 211V209H193ZM14 208V207H13ZM17 208V209H18ZM73 208V207H72ZM100 208V209H101ZM140 208V207H139ZM158 208V207H157ZM156 207L154 209H157ZM176 208V207H175ZM217 208V207H216ZM243 208V206H242ZM263 208V207H262ZM15 209V208H14ZM30 209V208H29ZM28 209V210H29ZM138 209V208H137ZM152 209V208H151ZM177 209V208H176ZM249 209V208H248ZM254 209V208H253ZM26 210V211H28ZM106 210V209H105ZM104 208L103 211L105 212ZM107 210H110L107 208ZM142 210V209H141ZM220 210V209H219ZM246 210V209H245ZM16 211V210H14ZM32 211V210H30ZM29 211V212H30ZM79 211V210H78ZM96 211V210H94ZM102 210H100L99 212L96 211L95 213H101ZM102 211V213H103ZM134 211V210H133ZM132 211V212H133ZM184 211V210H182ZM250 211V210H249ZM260 211V210H259ZM91 212V211H90ZM109 212V211H108ZM111 213L115 214L116 210L110 211ZM129 212V211H128ZM131 212V213H132ZM140 213H142V211H139ZM174 212V213H173ZM171 212L170 214H167V216H170V220L172 219V222L175 223L174 226H176L177 228H180V222L179 220L182 221L183 217L181 218V213L177 216L176 213L179 211H177L175 213V211ZM65 213V212H64ZM87 213V212H86ZM93 212H91L92 214ZM138 213V212H137ZM139 213V214H140ZM153 213V212H152ZM30 214V213H28ZM85 214V213H84ZM88 214V213H87ZM94 214V213H93ZM106 212L103 214V216H105ZM112 214V215H113ZM118 214V213H117ZM129 214V213H128ZM155 214V213H154ZM70 217L66 218L67 219V227L68 229L71 231V236L74 239L72 242H75V244L77 245V247L79 245H90L89 243V237L88 235H86L85 233H78L76 232V230H74L73 228V219H74V215L69 214ZM107 213V217H109ZM116 215V214H115ZM114 215V216H115ZM136 216V213L134 214ZM138 215V214H137ZM141 215V214H140ZM3 216V215H2ZM16 216V215H15ZM14 216V217H15ZM66 216V215H65ZM102 216V215H101ZM113 216V217H114ZM118 216V215H117ZM143 216V215H142ZM148 216V215H147ZM13 217V218H14ZM87 217V216H86ZM106 217V216H105ZM104 217V218H105ZM119 217V216H118ZM131 217V216H130ZM141 217V216H140ZM153 217V216H152ZM181 219H180V218ZM223 217V216H222ZM18 218V217H17ZM134 218V217H133ZM132 218V219H133ZM186 218V217H184ZM228 218V217H227ZM23 219V218H22ZM93 219V217H92ZM96 219V218H95ZM115 220H113V222L115 223V221L117 222V218L114 217ZM150 219V218H149ZM154 219V218H153ZM167 219V218H166ZM169 219V217H168ZM243 219V218H242ZM100 220V218H99ZM103 220V218L101 219V221ZM106 220V219H104ZM103 220V221H104ZM109 220V219H108ZM120 220V217H119ZM155 220V219H154ZM153 220V221H154ZM250 220V219H248ZM254 220V219H253ZM25 221V220H24ZM58 221V222H57ZM90 221V220H89ZM92 221V220H91ZM97 221V220H96ZM122 222V220H120ZM166 221V220H164ZM163 221V222H164ZM199 221V220H198ZM26 222V221H25ZM85 222V221H84ZM87 222V220H86ZM119 222V221H118ZM117 222V223H118ZM136 222V221H135ZM167 222V221H166ZM191 222V221H190ZM197 222V221H196ZM60 223V222H59ZM113 223V224H114ZM180 223V224H178ZM188 223V221H187ZM186 223V225H187ZM264 223V222H263ZM262 223V224H263ZM21 224V223H19ZM116 224V223H115ZM120 224V222H119ZM199 224V223H198ZM34 225V223H33ZM118 225V224H116ZM167 230H171V225H169L168 223H165ZM185 225V227H186ZM192 225V224H191ZM91 226V225H89ZM263 226V225H262ZM22 227V226H21ZM63 227V226H62ZM65 227V226H64ZM184 227V228H185ZM255 227V226H254ZM37 228V227H36ZM92 228V227H91ZM102 228V227H100ZM161 228V227H160ZM176 228V231H177ZM187 228V227H186ZM200 228V226H199ZM253 228V227H252ZM64 229V228H63ZM88 229V228H86ZM85 229V231H86ZM181 229V228H180ZM102 230V229H101ZM134 230V229H133ZM157 230V229H156ZM162 230V229H161ZM182 230V229H181ZM200 230V229H199ZM256 230V228H255ZM261 230V229H260ZM35 231V230H34ZM33 231V232H34ZM83 231V230H82ZM91 231V229L89 230ZM114 231V230H113ZM150 231V230H149ZM188 231V230H187ZM191 231V230H189ZM213 231V230H212ZM15 232V231H14ZM31 232V231H30ZM93 232V231H92ZM121 232V231H120ZM162 232V231H161ZM172 232V231H171ZM178 232V231H177ZM17 233V232H16ZM28 233V232H27ZM89 236H90V232ZM114 233V232H113ZM135 233V235L137 234V238L135 239V235L133 236V234ZM181 233V232H180ZM196 233V232H195ZM261 233V231H260ZM31 234V233H30ZM28 233V235H30ZM43 234V233H42ZM123 234V235H122ZM176 234V233H175ZM182 234V233H181ZM188 234V232H187ZM191 234V233H190ZM262 234V233H261ZM33 235V234H32ZM115 235V234H113ZM162 235V234H161ZM164 235V234H163ZM245 235V234H244ZM263 235V234H262ZM24 236V235H23ZM39 236V237H38ZM110 236V235H109ZM29 237V236H26ZM38 237L41 239L40 243L37 242L36 238ZM44 237V236H42ZM46 237V236H45ZM61 237H63L64 241H66L67 245H65V243L61 242ZM87 237V238H86ZM114 237V236H113ZM216 237V236H215ZM214 237V238H215ZM68 238V237H67ZM71 238V239H72ZM115 238V237H114ZM161 238V237H160ZM213 238V237H212ZM62 239V240H63ZM112 239V238H111ZM70 239H68L69 241ZM114 240V239H113ZM211 240V239H210ZM219 240V239H218ZM256 240V239H255ZM258 240V239H257ZM57 241L59 242V245L57 243ZM63 241V242H64ZM189 241V240H188ZM202 242L205 243V241L201 240ZM261 241V240H259ZM60 242L61 244H63V249H59L60 246ZM109 242V241H107ZM138 241L136 242L137 244L139 243ZM192 242L193 243H197L198 245L200 244L201 247V243L200 242V238L198 237V235H193L192 236ZM199 242V243H198ZM245 242V241H244ZM104 243V242H103ZM135 243V244H136ZM185 243V242H184ZM253 243H255L253 241ZM105 244V243H104ZM101 244V245H104ZM93 245V243H92ZM100 245V244H99ZM147 246L146 244H143V246ZM196 245V246H198ZM250 245V244H249ZM106 246V244H105ZM132 246H136V245H132ZM204 246V244L202 243V247ZM206 246V245H205ZM247 246V245H246ZM252 246V245H251ZM51 249H50V248ZM70 247V248H69ZM91 247V245H90ZM104 247V246H103ZM218 247V246H217ZM86 248V247H85ZM136 248V250H135ZM139 248V247H138ZM137 247H134V250L137 252ZM144 248V247H143ZM148 249V247H145V249ZM207 248V247H205ZM231 248V247H230ZM144 249V250H145ZM49 251H52L51 253V257L54 259V262H50L49 261V257L46 258L44 257L45 253H47ZM63 250V251H60ZM76 250V249H75ZM143 250V249H142ZM188 250V249H187ZM200 250V249H199ZM230 250V249H229ZM87 251V250H85ZM91 251V250H90ZM100 251L101 248H100ZM126 251V252H125ZM131 251V250H130ZM134 251V252H135ZM140 251V250H139ZM195 251V250H194ZM212 251V250H211ZM258 251V250H257ZM45 252V253H44ZM104 252V250H103ZM132 255H139L140 253H136ZM142 252V251H140ZM198 252V251H197ZM207 252V251H206ZM210 252V251H209ZM86 253V252H85ZM90 253V252H88ZM87 253V254H88ZM149 253V252H148ZM152 253V251H151ZM44 254V255H43ZM77 254V253H76ZM187 254V253H186ZM114 255V256H115ZM121 255V256H122ZM130 255V254H127ZM125 255V256H127ZM149 255V254H148ZM255 255V254H254ZM48 256V255H46ZM118 256V255H116ZM130 256V257H131ZM156 256V255H155ZM213 256V255H212ZM249 256V255H248ZM253 256V255H252ZM123 257V256H122ZM136 257V256H135ZM139 257V256H138ZM137 257V258H138ZM153 257V256H152ZM184 257V259H183ZM187 257V256H186ZM203 257V256H202ZM71 258V257H70ZM79 258V257H78ZM121 258V257H120ZM133 258V257H132ZM131 260V264L132 260ZM215 258V257H214ZM235 258V257H234ZM51 259V258H50ZM75 259V260H74ZM128 259V260H129ZM141 259V258H139ZM218 259V257H217ZM215 258V260H217ZM123 260V258H122ZM135 260V259H134ZM142 260V259H141ZM186 261L187 258L185 259ZM222 260V259H220ZM219 260V261H220ZM118 261V260H117ZM116 261V262H117ZM185 261V262H186ZM120 262V261H119ZM126 262V261H125ZM139 261L136 264H139ZM1 263V264H3ZM118 263V262H117ZM124 263V262H123ZM142 263V262H141ZM145 263V262H144ZM154 263V262H153ZM190 263V262H189ZM218 263V262H217ZM114 264V263H113ZM116 264V263H115ZM185 264V263H184ZM188 264V263H187ZM251 264V263H250Z\"/></svg>",
	"mask_w": 264,
	"mask_h": 264
}]
</instances>
